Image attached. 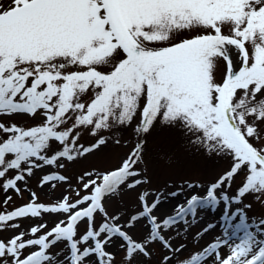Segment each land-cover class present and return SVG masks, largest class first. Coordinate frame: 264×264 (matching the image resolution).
Returning <instances> with one entry per match:
<instances>
[{
	"label": "snow or ice",
	"instance_id": "snow-or-ice-1",
	"mask_svg": "<svg viewBox=\"0 0 264 264\" xmlns=\"http://www.w3.org/2000/svg\"><path fill=\"white\" fill-rule=\"evenodd\" d=\"M221 62L224 75L217 80ZM14 115L42 122L0 121L5 192L26 190L20 185L36 169H62L64 161L100 150L110 130L136 121L138 140L114 169L79 177L83 195L77 191L75 200L65 195L46 205L31 192V202L0 212V230L19 228L9 222L21 218L60 217L51 228L43 221L30 227L32 238L21 231L0 240V264H115L107 247L116 240L126 264H143L140 257L150 258L153 244L167 250L161 264H264V219L249 221L243 208L231 207L248 194L264 196V0H0V117ZM157 124L229 156L230 169L172 214L157 215L167 197L145 189L139 211L126 220L109 216L106 199L150 182L137 165ZM82 129L96 138L93 144L79 143ZM241 173L245 179L230 196L227 189ZM69 181L52 171L39 183ZM221 203L224 237L184 256L186 245H175L170 232ZM138 225L146 229L142 238L134 236ZM59 243L65 248L53 253ZM223 247L229 251L222 254Z\"/></svg>",
	"mask_w": 264,
	"mask_h": 264
},
{
	"label": "rangeland",
	"instance_id": "rangeland-1",
	"mask_svg": "<svg viewBox=\"0 0 264 264\" xmlns=\"http://www.w3.org/2000/svg\"><path fill=\"white\" fill-rule=\"evenodd\" d=\"M228 33V28L224 29ZM224 75V63L217 71L216 78L221 80ZM0 121L5 123L15 122L18 125L25 127L36 126L42 122V117L37 116L35 119L29 120L26 116L14 115L12 117H0ZM136 121L133 125L127 127H119L105 132L104 135L108 138V143L100 150L90 154L78 157L75 161H64L65 167L57 169L56 166H45L42 169H36L34 175L29 178L27 185H20L22 190L17 193L13 190L5 192L0 189V212L12 211L20 206L31 202V192H35L39 197L37 202H43L46 205L57 203L62 196L67 195L70 199H76V192L82 191V183L79 180L86 172H105L117 167L123 159L132 151L137 143L138 137L134 133ZM71 121H69V126ZM93 137L86 129L80 132L79 143L89 146L95 142ZM146 144L144 146L142 162L137 165L141 170L142 176L150 181L147 184L138 186L134 190H124L119 195L106 199L105 206L109 216L120 214L122 220L140 210V202L138 200L139 193L145 189L156 193H164L167 199L158 206L156 214L166 216L173 213V210L182 204L191 195L199 193L203 195L208 186L215 182L222 174L227 172L232 160L226 155H217L207 152L202 146L194 144L191 141L194 139L190 134H185L181 129L174 128L168 125L157 124L150 133L146 136ZM119 143H116V141ZM261 143V142H257ZM58 144H52V150L59 149ZM52 171H58L70 178L69 182H52L55 186L49 187L40 186V180L43 175L50 174ZM9 176L15 175L11 171ZM87 179V177H85ZM245 179V174L241 173L234 177L231 187L227 189L231 196L235 194ZM188 184L199 185L198 188L189 189ZM70 185V186H69ZM182 189V191H181ZM178 192L177 196H170L169 193ZM258 194H248L239 205L232 204V210L237 207L243 208L249 221H260L264 219V196L259 200L256 199ZM11 197L5 204L7 197ZM250 205V207H246ZM224 204L221 203L216 211L198 210L197 217L191 220L190 223H180L174 230L170 232V237L175 245L184 244L186 250L183 255L188 256L191 253L202 250L206 246L218 238L224 237V226L222 216L224 213ZM60 217L56 214H43L39 218H21L17 221L9 223H19V228H3L0 230V240L7 241L8 239L25 231V239L32 238L30 227L36 226L43 221L51 228ZM101 222V217H96V223ZM239 219L234 221L238 223ZM214 225L207 232L203 230L208 225ZM85 225L80 226V232H84ZM202 233V235H197ZM146 235V229L143 225H138L134 230V236L142 238ZM120 241L116 240L107 251L114 256L115 264H126L125 250L120 247ZM65 244L59 243L51 251L55 253L60 249H64ZM35 249H27L26 252H31ZM166 249H163L159 244L152 245V255L150 258L140 257L143 264H161V258L166 254ZM221 253L229 251L227 247L221 248ZM135 264V262H133Z\"/></svg>",
	"mask_w": 264,
	"mask_h": 264
}]
</instances>
